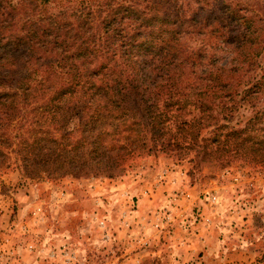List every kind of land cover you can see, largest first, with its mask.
<instances>
[{"label":"trees","instance_id":"trees-1","mask_svg":"<svg viewBox=\"0 0 264 264\" xmlns=\"http://www.w3.org/2000/svg\"><path fill=\"white\" fill-rule=\"evenodd\" d=\"M263 59L264 0H0V166L113 177L151 152L264 156Z\"/></svg>","mask_w":264,"mask_h":264},{"label":"rangeland","instance_id":"rangeland-1","mask_svg":"<svg viewBox=\"0 0 264 264\" xmlns=\"http://www.w3.org/2000/svg\"><path fill=\"white\" fill-rule=\"evenodd\" d=\"M248 106L233 112L239 127ZM226 148L196 168L190 151L151 152L113 177L51 175L8 154L0 264H264V156Z\"/></svg>","mask_w":264,"mask_h":264}]
</instances>
